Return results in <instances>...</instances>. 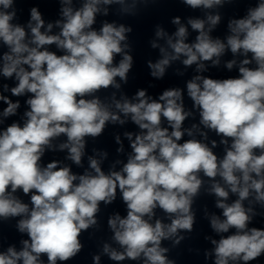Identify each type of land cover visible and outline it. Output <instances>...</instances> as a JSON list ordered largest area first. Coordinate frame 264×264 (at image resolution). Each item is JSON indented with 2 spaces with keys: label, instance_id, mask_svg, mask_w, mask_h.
Segmentation results:
<instances>
[{
  "label": "clouds",
  "instance_id": "clouds-1",
  "mask_svg": "<svg viewBox=\"0 0 264 264\" xmlns=\"http://www.w3.org/2000/svg\"><path fill=\"white\" fill-rule=\"evenodd\" d=\"M26 2L0 0V225L22 236L18 247L0 229V264H69L118 198L126 215H107L111 236L95 241L91 264H179L201 211L218 238L203 234L211 247L188 246L189 254L205 264H264V227L250 226L264 220V0L228 17L223 39L212 34L219 9L245 0H47L59 18L46 21L35 3L22 22ZM168 2L204 17L172 16L171 33L153 25L147 43L159 56L144 61L148 86L129 95L135 29L125 21ZM229 52L223 68L238 74L211 75ZM188 69L195 74L184 87L150 94L169 70L184 77ZM109 128L125 129L112 132L116 156L125 140L130 151L105 171L109 151L89 154L88 143ZM47 153L66 154L45 160ZM203 194L220 214L197 206Z\"/></svg>",
  "mask_w": 264,
  "mask_h": 264
}]
</instances>
